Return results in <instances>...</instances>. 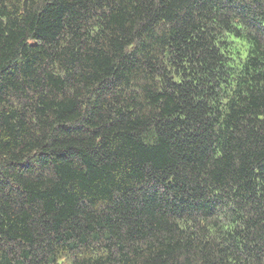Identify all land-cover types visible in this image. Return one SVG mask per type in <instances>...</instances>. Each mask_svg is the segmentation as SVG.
Here are the masks:
<instances>
[{
    "label": "trees",
    "instance_id": "1",
    "mask_svg": "<svg viewBox=\"0 0 264 264\" xmlns=\"http://www.w3.org/2000/svg\"><path fill=\"white\" fill-rule=\"evenodd\" d=\"M0 264H264V0H0Z\"/></svg>",
    "mask_w": 264,
    "mask_h": 264
}]
</instances>
